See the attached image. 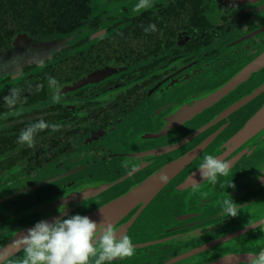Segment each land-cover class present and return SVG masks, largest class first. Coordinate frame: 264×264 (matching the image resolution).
<instances>
[{"label":"flooded vegetation","instance_id":"1","mask_svg":"<svg viewBox=\"0 0 264 264\" xmlns=\"http://www.w3.org/2000/svg\"><path fill=\"white\" fill-rule=\"evenodd\" d=\"M0 2V184L57 180L59 186L58 180H64L77 187L92 184L90 178L119 181L90 203L94 208L134 187L153 190L157 183L149 178L162 175L161 181L168 180L151 200L142 201L146 206L129 230L135 235L138 228L144 231V237L136 236L138 253L159 250L156 256L164 264L208 241L209 233L198 230L196 237L181 238L162 252L175 237L158 232L175 224L211 223L217 227L212 230L216 240L241 233L213 246L215 257L228 250L264 249V230L251 227L264 221V0H149L143 7H138L140 0ZM49 76L59 82L60 103L51 102ZM209 82L217 90L240 83L226 92L225 102L194 110L198 114L189 119L181 113L190 110L180 109L186 103L182 96ZM13 88L20 96L9 107L4 97ZM236 100L241 107L227 108ZM40 121L48 127L36 131L31 146L18 144L21 131ZM138 131L166 135L138 140L132 135ZM213 133L209 150H195ZM215 146L213 156L232 162L226 176L245 183V217H231L229 224L224 205H218L217 226L209 219L171 218L183 211L176 195L180 183L191 179L200 190L205 183L209 188L197 171ZM116 155L113 168L109 158ZM231 204L240 206L237 199Z\"/></svg>","mask_w":264,"mask_h":264},{"label":"water","instance_id":"2","mask_svg":"<svg viewBox=\"0 0 264 264\" xmlns=\"http://www.w3.org/2000/svg\"><path fill=\"white\" fill-rule=\"evenodd\" d=\"M239 83L240 82H234L223 85L218 90L217 87H215L217 84L214 82L203 83L202 85L191 89L189 92L185 91L184 96H182L183 98L179 97L174 101H177L180 98L185 99L186 103L182 105L180 109L184 107H186V109H190L188 113L181 112L190 119L191 117L198 114V112H194V110H209L215 107L217 102H221V100L223 101L224 99L228 98L226 92L233 90ZM223 102H225V100ZM239 103H242L241 100H236L230 103L227 108H239L242 106V104ZM215 118H217V116ZM161 132L162 131H158L156 136L151 135L152 133H144L141 131L133 132L132 135L137 136L138 138L136 139L138 140L150 141L153 140V138L154 140L163 138L166 135V132ZM215 135L216 133H213L211 136L207 137V142L202 144L200 147L196 146L195 150H209L210 142L216 139ZM186 139H191L190 135L188 137H184L181 140ZM147 141L145 143H147ZM225 149L227 150L228 147H219V150L224 151ZM216 151L217 146L213 147L211 151L206 152V155H216ZM155 154V152H153V154L149 152L148 156ZM197 154L198 152L195 153L196 156ZM118 157L119 156L116 155L113 158H109V163L114 164L113 161ZM127 157H132V155ZM190 159H192V157ZM182 164L183 163L181 162L180 165ZM115 167L116 165L114 164L113 168ZM69 174L70 173L64 176L69 177ZM161 176L157 177L156 175H153L151 178H149V180L151 179V182L157 183V186L154 187L153 190L144 191L143 188L139 190L137 187H134L127 193L112 198L109 201L103 203L101 206H96L94 208H89L90 203L96 199H99L100 195L105 193V191L111 187H114L119 181L109 184L103 179H98L99 183H96L93 178H90V182L93 181L92 184L88 186L79 182L76 183L77 187L72 185L70 186L68 185L69 183L66 184V181L64 180H58V183H63L59 186L56 185L57 180H41L40 182H38V180H34L33 182L38 184H31L30 186H27V183L21 181H4L0 184V248H8V251L14 254L13 259L18 261L20 256H22V253H16L15 249L8 247L10 242L15 239L17 232H26L27 229L31 228L36 222L41 220L64 218L60 212L65 211L66 215L79 214L104 224H111L113 231L118 238L128 235L127 237H129L135 245V254L132 257L125 258L123 260L118 259L114 261L113 264H160V260L158 258L159 256H156L157 254H160L159 250L155 255L140 254L136 251L137 248H140L139 245L136 244L138 242L136 240V236L140 232V234L143 235L142 237H144V231L141 229L139 231L138 228L136 229L137 235H135L134 233H129V230L134 220L137 218V213L141 212L146 206L142 201L145 202L146 200H151L155 196L156 190L159 191V188L164 184L163 182L168 180L164 179V181H161L159 179ZM77 180L73 179L72 181ZM150 181H148L147 187L148 184H150ZM191 181V179L186 180L180 183L178 186L180 188L176 195L182 198L181 204L183 211L175 212L171 218L178 219L179 221H184L185 216L187 217L186 220L192 218L195 220L209 219L214 221L212 224L217 226V206L223 205L224 200H228L230 203H233L236 201V199L240 206L236 208L235 211L237 215L245 217L247 212L248 198L246 196L247 189L244 182L241 183L240 180L237 181V178L235 177L221 176L218 178L216 184L210 183L208 189H206V185L205 190H200L198 185H194ZM229 185L233 186L228 187ZM236 185L239 188L234 189ZM182 190H184V192L180 193ZM99 209H102V212H99ZM180 214L183 215L181 216ZM130 215L131 217H129ZM222 215H224L223 219L227 220V223L229 224L231 219L234 218H231V216L228 217L225 214V211L222 213ZM237 215L235 217H237ZM210 224L211 223L206 224L208 226H200L199 224L194 226L187 224L177 226L175 224V226H170L168 230L166 227L165 230L167 231H163V227L161 226V229L158 232L159 235L170 233V235L175 237L169 241L167 249L162 250L164 253L169 251L168 249L171 247V245L180 244L182 241L181 238L187 240L189 238L196 237L197 235L194 233L195 231H206L204 232L205 235L209 233L207 237L208 241H205L206 244L198 245L200 248L192 250L189 253L180 252L178 255L173 256L164 264H247L248 256L250 254L254 255L257 253L251 250H243L231 253L228 250L225 252V254L215 257L216 252L210 251L211 248L217 247V244L221 242H232L236 236L241 233L234 236L230 235V237L228 236V239L216 240L212 233L215 226ZM238 226H240V224ZM243 226L245 225H242V227ZM227 227L228 224H224L223 228ZM215 228L217 229V227ZM243 229L244 230L242 232L246 230V226ZM171 232L173 233L171 234ZM140 234L139 236H141ZM238 241L239 240H235L233 243H238ZM159 242L166 244V241L164 240L157 241V243ZM238 244H240V242ZM144 246L145 245L143 244L142 247Z\"/></svg>","mask_w":264,"mask_h":264},{"label":"clouds","instance_id":"3","mask_svg":"<svg viewBox=\"0 0 264 264\" xmlns=\"http://www.w3.org/2000/svg\"><path fill=\"white\" fill-rule=\"evenodd\" d=\"M148 3L149 0H140L138 7ZM149 28L155 31V25H150ZM47 83L53 90L51 102L60 103L59 82L55 77L49 76ZM19 96L20 90L13 88L10 94L4 97V101L12 107L17 103ZM13 114L19 115V112ZM46 127L48 125L43 121L27 127L17 137V143L31 146L36 131ZM231 168V161L205 155L199 165V180L216 184L218 178L226 176ZM223 205L228 217L237 215L228 200H224ZM99 212H102V209H99ZM60 213L64 218L41 220L26 232H17L8 247L15 249L16 253H22V256L18 261L14 260V254L9 252L8 248H0V264H113L118 259L123 260L135 254L132 240L127 236L118 238L111 224H104L79 214L66 215L65 211ZM251 227L264 230V221ZM247 264H264V249L254 255L250 254Z\"/></svg>","mask_w":264,"mask_h":264},{"label":"rangeland","instance_id":"4","mask_svg":"<svg viewBox=\"0 0 264 264\" xmlns=\"http://www.w3.org/2000/svg\"><path fill=\"white\" fill-rule=\"evenodd\" d=\"M205 185H206V183H205ZM205 185H202L201 187H202V189H204L205 188ZM260 250H261V247H260ZM251 251H253V252H256V250L254 249V250H251Z\"/></svg>","mask_w":264,"mask_h":264},{"label":"trees","instance_id":"5","mask_svg":"<svg viewBox=\"0 0 264 264\" xmlns=\"http://www.w3.org/2000/svg\"><path fill=\"white\" fill-rule=\"evenodd\" d=\"M4 3L0 2V6H2Z\"/></svg>","mask_w":264,"mask_h":264}]
</instances>
